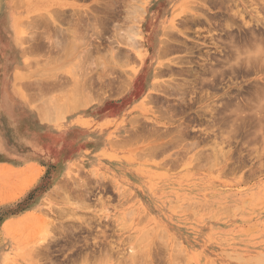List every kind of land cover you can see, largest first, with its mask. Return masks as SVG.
Instances as JSON below:
<instances>
[{"label":"rangeland","instance_id":"1","mask_svg":"<svg viewBox=\"0 0 264 264\" xmlns=\"http://www.w3.org/2000/svg\"><path fill=\"white\" fill-rule=\"evenodd\" d=\"M107 1L0 0V264H264V131L225 125L228 111L217 117L227 96L240 101L253 95L249 90L257 82L264 84V69L221 82L215 77L212 88L198 85L184 98L187 108L178 97L167 98L164 106L174 109L168 119L158 111L166 107L144 98L155 27L172 22L188 34L185 39L176 33L187 47L193 43L194 54L174 49L164 62L192 57L190 65L198 71L206 51L220 58L221 49L228 51L225 32L243 31L235 12L262 30L254 21L264 19L261 3L228 0L226 10L209 0H174L163 17L168 0L117 2L120 23L128 17L126 26L132 24L133 5L146 9V63L134 92L126 95L118 82L112 90L105 86L111 25L101 21ZM191 13L202 15V23H186ZM94 15L104 31L98 38L88 29ZM76 19L87 29L72 37L68 31ZM53 20L67 32L65 38H59ZM220 23L234 27L228 31ZM62 39L64 48L58 45ZM215 55L208 61L218 68L217 60H223ZM132 62H120L119 77L136 65ZM183 74L159 81L179 83L187 79ZM208 105L218 108L214 119L224 125L203 111ZM184 128L182 141L169 143Z\"/></svg>","mask_w":264,"mask_h":264},{"label":"bare ground","instance_id":"2","mask_svg":"<svg viewBox=\"0 0 264 264\" xmlns=\"http://www.w3.org/2000/svg\"><path fill=\"white\" fill-rule=\"evenodd\" d=\"M122 1V0H121ZM121 1H116V3H114L113 0H109L107 1V7L106 8V13L105 16L103 18V20L101 21V23L105 24V23H110L111 26H109L110 28H106V30L108 29L109 32H110V35L107 37L106 39V42H107V48H108V55H106V57L108 56V60L107 63L108 66L106 67V71H105V75L106 78H108L106 81H105V86L106 88L112 90V88H114V84L116 82H118V88L120 90H122L123 92V88H124V92L125 94H129L131 93L132 91L134 92L133 89H135L134 85H135V81H137V77L139 76V74H141L140 72L143 71V67L146 63V56H147V52H148V49L146 48V42L148 40L147 36L145 35L144 33V26L146 25V21L143 20V16L145 15L146 13V9H140V7H138L137 5H133V7L131 8V10H129V20L132 19V24L131 25H125L126 22H125V19H127L128 17H123L122 18V22L120 23V15H119V11L115 9V7L117 8V2L121 3ZM125 1V0H124ZM211 4L213 5H219L218 7H223V6H226L225 9L227 8V5H229V2L228 0H209ZM260 4V6H262V8L264 9V0H258ZM165 2V8L164 10L162 11V14H163V17H164V13L167 11H165L166 8H171L173 5H174V0H168V1H164ZM208 2V1H207ZM258 4V3H257ZM256 4V5H257ZM128 6L130 5H127V9H128ZM135 7V8H134ZM104 8V9H105ZM195 8V7H194ZM229 8V7H228ZM231 8V7H230ZM257 8V7H256ZM261 8V9H262ZM126 10V9H125ZM196 10H198V8H196ZM203 10V9H202ZM228 10V9H226ZM193 11V10H191ZM190 11V12H191ZM199 11V10H198ZM262 11V10H261ZM127 12V10H126ZM124 12V13H126ZM227 12V11H226ZM257 11L254 10V13H256ZM264 12V10H263ZM229 13V12H228ZM242 13V12H241ZM239 11L235 12L234 13V16L237 15L238 18H240V20L242 21V26L241 28H243V31L241 32V30H239V34L237 36H235V33H231L232 31H229L228 29L231 30V28L234 27V25L230 24L228 25L230 22H227V19L225 21V23L227 22L228 24H224V23H220V25L224 24L226 26V29L229 31L228 33H226V29L225 27L223 26L222 29H224L223 31H220L219 33L222 34V32H225V34H227L225 37V40H226V43L223 42L224 41V38H223V41L222 43H225L227 44L226 45H222V43L220 44L219 41L222 40L220 38L222 37H217L219 39H217L216 41H218V44L222 45V47L224 48H228L227 52H223L225 49H221V51L217 50V48H215V52L216 51H219L218 53H221L223 54L222 58L220 57H216V53L211 55V57L214 58V55H215V58H220L222 59L223 61L221 62H218L217 60V64L218 63H222L220 65V67L218 66V68L216 66H213L214 63L211 64V62H209L208 60L211 59V57L209 56V51H206L205 49L203 51H206V53L204 54V56H202L201 58V53H199V57L201 58V60H198L200 62H202L201 64H197V68L199 69L198 71L196 70H193L192 69V65L191 62H190V59L191 58H179V57H176L175 59H177L176 61H172L171 59H169L170 61H168L167 63L164 62V60L167 58V56L169 54H171V51L174 52V49H177V52L178 51H181L180 49L182 48L184 51H186V55H188L189 57L192 56L194 53L192 51L195 52V50H193L194 48L191 47L190 45L192 44H189L188 43V47L192 48H188L187 47V44H186V40L182 41V39L179 40L178 36L176 35L177 34H180L181 36H184L185 39L186 38H190L189 36H187L188 34H186L185 32H179V31H176L175 30V26L172 24V22L170 23V26L168 27H164L163 24L159 27V28H154V30L152 31L151 35H152V39H151V44L150 46L151 49H152V56L151 57V60H150V65L148 66V73H146V87H145V91H144V98H147L149 100H153L154 103L157 102L160 104V107L158 108H163L166 107L164 105H167V98L169 100V98H172V100L174 99L176 101V97H178L177 101L178 103L180 102V104H182L183 102V105L188 101L184 103V98L186 95H192V93L196 90L195 88H198L200 85V88L201 87H204V86H207L208 88L209 87H214V85L216 84L213 80V78L215 77H218V79L220 80V82L223 80L222 78L223 77H229L230 79H232V76H236V75H239V73H245L247 74L248 72H251L250 70H253L254 68L256 69H264V19H256L254 20L255 24L257 27H258V23H260L261 25V28L262 30L259 31V30H255L252 25L253 23L251 24L250 22L248 23L247 21H244L243 20V16ZM244 13V12H243ZM262 13V12H261ZM62 14V13H61ZM161 14V16H162ZM192 15L189 17L190 19L187 20L186 23H189L190 26L191 25H196L198 24L201 19V16H196L194 13H191ZM204 14V12H203ZM259 14V13H258ZM128 15V13H127ZM229 15V14H228ZM218 16V15H217ZM256 16V15H255ZM259 16V15H258ZM97 17V16H96ZM162 17V18H163ZM222 17V16H221ZM81 18V17H80ZM95 18V15L93 16L92 19ZM262 18V17H261ZM188 19V18H187ZM203 19V23H207L209 26L211 23L205 19V18H202ZM78 19L74 20V21H77ZM86 20V19H85ZM96 20L97 22V19H94L92 20L93 22V26H87L89 27L88 29H91L92 30V33L93 35L95 34L96 37H97V34L98 35H102V33L104 31H102V28L101 30L99 29V25L97 26V24L95 23L94 24V21ZM101 20V19H100ZM186 20V19H185ZM212 20V19H211ZM210 20V21H211ZM223 20V19H222ZM251 21L253 19H250ZM59 21V20H58ZM99 21V20H98ZM205 21V22H204ZM213 21V20H212ZM260 21V22H259ZM263 21V23H262ZM82 22V20H81ZM80 19L79 21L76 22V27L73 26V24L75 23H72V28H73V32L72 31H68V33L70 32L72 34V37H75V35H83L82 33V29L81 30V27H85L86 26L84 25V23L82 22V26L80 25ZM85 22V21H84ZM87 22H89L87 20ZM125 22V24L123 25V23ZM46 23V22H45ZM52 23H54L53 25H55L56 29L55 30L56 32L59 33L60 35V39L63 37L65 38V31L62 30V28L57 24V21L56 20H53ZM70 23V22H69ZM68 23V24H69ZM183 23V22H182ZM202 23V22H201ZM28 24V23H27ZM100 24V22H99ZM200 24V23H199ZM216 24V23H215ZM101 25V24H100ZM184 25V23L182 24ZM206 25V24H205ZM220 25H217V26H220ZM105 26V25H104ZM103 26V28H104ZM187 26V25H186ZM189 26V27H190ZM212 26V25H211ZM107 27V26H106ZM214 27V26H212ZM211 27V28H212ZM182 28V27H181ZM192 28V27H191ZM197 28V27H196ZM205 28V27H204ZM211 28H209L208 30V27L205 29L207 32L206 34L210 37V40L211 42L213 43V39H216L214 36V38L212 37V33L211 32ZM216 28V26H215ZM218 28V27H217ZM221 28V26H220ZM87 29V28H86ZM211 29V30H210ZM221 29V30H222ZM236 29V28H235ZM53 30V29H52ZM188 30V28H187ZM219 30V29H218ZM233 30V29H232ZM85 31V29H84ZM88 31V30H87ZM86 31V32H87ZM185 31V30H184ZM189 31V30H188ZM213 31V30H212ZM54 32V31H53ZM58 33H57V36H58ZM194 33V32H193ZM218 33V34H219ZM242 33V34H241ZM70 34V35H71ZM108 34V33H107ZM85 35V34H84ZM92 35V34H91ZM67 36V35H66ZM196 36V35H195ZM207 37V39H209ZM223 36V34H222ZM198 37V35H197ZM205 37V36H204ZM203 37V38H204ZM98 38V37H97ZM103 38V37H102ZM105 39V38H104ZM193 39V38H192ZM206 39V40H207ZM63 40V39H62ZM60 40L61 42H58V45L59 47H62L64 48L63 46H65V40L64 39L63 41ZM209 41V40H207ZM215 41V40H214ZM216 41H215V44H216ZM66 42H69V41H66ZM210 42V41H209ZM208 42V44H209ZM210 42V43H211ZM211 43V45H212ZM69 44V43H68ZM102 44V43H101ZM194 45L197 46V43L194 42ZM219 45V46H220ZM77 46V45H76ZM81 46V45H80ZM201 46V45H200ZM207 46V45H205ZM199 47V45L197 46ZM196 47V48H197ZM202 47V46H201ZM208 47V46H207ZM215 47V45H214ZM217 47V46H216ZM72 48H74L72 46ZM78 48H79V45H78ZM98 48V47H97ZM100 48V47H99ZM195 48V49H196ZM200 48V47H199ZM206 48V47H204ZM211 48V47H210ZM220 49V47H218ZM77 49V48H76ZM179 49V50H178ZM198 49V48H197ZM203 49V48H202ZM65 50V49H64ZM67 50V49H66ZM62 51V49L60 50ZM83 51V50H82ZM199 51V49L197 50ZM226 51V50H225ZM202 52V51H200ZM212 52V51H211ZM210 52V53H211ZM65 53V52H64ZM176 53V51L174 52ZM85 54V51L84 53ZM82 54V55H83ZM87 54V53H86ZM219 55V54H218ZM220 56V55H219ZM81 58V57H80ZM197 58V56H196ZM233 58V60H232ZM173 59V58H172ZM85 60V59H84ZM215 60V59H214ZM215 61H212V62H216ZM232 60V62L230 61ZM235 60V61H234ZM132 61H134V63L136 64L135 66H131L129 67V70L125 73H122V77L124 78H121L119 76V72H118V66L119 65H123L124 63L129 65V63H133ZM193 61V60H192ZM211 61V60H210ZM220 61V60H219ZM234 61V62H233ZM120 62H124L123 64H121ZM227 62H231L233 66H230V64H225ZM120 63V64H119ZM194 63V61L192 62ZM225 64V65H224ZM85 65V64H84ZM184 65H186L187 67H184ZM196 65V64H195ZM139 66V67H138ZM172 66H176L177 69L176 71L173 69ZM194 66V65H193ZM224 66H229L228 69L226 70V67L224 68ZM183 67V69H182ZM216 67V68H215ZM260 71V70H259ZM263 71V70H262ZM257 73V71H255ZM261 72V71H260ZM185 73L186 74V77L187 79L185 78L184 76V79L181 80V82L177 83L176 79L174 78H171L172 80L169 82H163V81H159L162 77H166V76H173L174 74H177L181 76V74ZM83 74V73H82ZM97 74V73H96ZM117 75V76H114ZM183 74V75H185ZM85 75V74H84ZM95 76V75H94ZM175 76V75H174ZM175 76V77H176ZM179 77V76H178ZM210 77V78H209ZM90 78V77H89ZM96 78V77H95ZM211 79V80H208ZM99 79V78H98ZM216 79V78H215ZM240 79V78H239ZM245 79V78H244ZM103 80V78L101 79ZM162 80V79H161ZM169 80V79H168ZM180 80V79H179ZM229 80V79H228ZM88 81V79H87ZM167 81V80H166ZM176 81V82H175ZM230 81V80H229ZM102 82V81H101ZM104 82V81H103ZM175 82V83H174ZM214 82V83H213ZM219 82V81H218ZM217 82V83H218ZM262 83V82H260ZM264 83V82H263ZM97 84V83H96ZM101 84V83H100ZM213 84V85H212ZM255 84V83H254ZM253 84V85H254ZM80 85V84H79ZM123 87H122V86ZM201 85H204V86H201ZM258 82L256 84V87L253 88L254 91L252 90H249L250 91V95L253 94L252 96H249V94H246V96L244 97V99L240 100L239 99H235L234 97L232 96H227L228 99L226 100V102L224 101V103L222 102L220 107H219V113L216 112V110L218 109L215 105H213L214 107L210 108V106H206L205 109L203 111L205 112H209L208 115L210 114L211 117L215 114L214 113H217L219 114L217 117L220 116V112H227L228 111V114H229V121H227V119L225 118L224 115H222V118L224 116V124L225 123H231L233 125L230 124V126L232 127H236V128H240V127H245L248 131V128L250 126L251 129H253V125L254 126H257V128L259 130H256L255 133H257L258 131H264V84L262 85H258ZM198 86V87H197ZM62 87V86H61ZM76 88H78V85H76ZM84 88V87H83ZM82 88V89H83ZM88 88V87H86ZM117 88V87H116ZM122 88V89H121ZM198 88V89H200ZM206 88V87H205ZM206 88V89H208ZM79 89V88H78ZM118 89V90H119ZM195 89V90H194ZM197 89V91H198ZM247 88L245 87V92L247 93L248 89L246 90ZM250 89V88H249ZM76 90V89H75ZM109 90V91H110ZM137 90V89H136ZM202 90V89H201ZM64 91V90H63ZM78 91V90H76ZM87 91V90H85ZM200 91V90H199ZM252 91V92H251ZM75 92V91H74ZM79 92V91H78ZM83 92H84V89H83ZM90 92V91H89ZM208 92V91H207ZM121 93V91H120ZM156 94V95H153ZM227 93V92H226ZM74 94V93H73ZM92 94V93H91ZM203 94V93H202ZM208 94V93H207ZM225 95V94H224ZM229 95V94H228ZM238 95V94H237ZM235 95V96H237ZM242 95V92L241 94ZM239 95V96H240ZM194 96V94H193ZM196 96V95H195ZM200 96V95H199ZM225 97V96H224ZM238 97V96H237ZM194 98V97H193ZM203 98V97H202ZM208 98L207 96L204 97V99ZM239 98V97H238ZM83 99V98H82ZM64 100V99H63ZM235 100H238L235 101ZM152 101V102H153ZM171 101V100H170ZM176 101V102H177ZM76 103V102H75ZM178 103H176V105H178ZM191 103V102H190ZM158 104V105H159ZM173 104V103H172ZM187 104V103H186ZM194 104V103H193ZM192 104V106H193ZM170 105V104H169ZM168 105V107H169ZM175 105V104H174ZM172 105V106H174ZM175 105V106H176ZM191 105V104H189ZM188 105V106H189ZM171 106V105H170ZM171 106V107H172ZM187 106V105H186ZM181 107H185L184 106H181ZM180 108V107H179ZM187 108V107H185ZM190 108V106H189ZM178 109V108H177ZM174 109L171 108H165V110H162V109H158V111H161L162 113L161 114H164L165 116H167V119L168 117L170 118L172 115L171 113L174 115ZM176 110V108H175ZM182 110V109H181ZM180 110V111H181ZM171 111V112H170ZM183 111V110H182ZM190 111V110H189ZM50 112V111H49ZM177 112V111H176ZM160 113V112H159ZM157 114V113H156ZM199 114V113H198ZM225 114V113H224ZM155 115V114H154ZM171 115V116H170ZM209 115V116H210ZM227 115V114H226ZM212 117L213 120H215L214 118L215 117ZM216 117V118H217ZM188 119V118H187ZM208 120V119H207ZM207 120H204L205 122ZM216 120H219L218 118ZM215 120V121H216ZM220 121V120H219ZM219 121H216V122H219ZM190 122V121H189ZM209 121H207L208 123ZM214 122H212V125H213ZM220 123V122H219ZM218 123V124H219ZM221 123L223 124V122L221 121ZM220 123V124H221ZM152 124V123H151ZM196 124V123H195ZM216 124V123H214ZM219 124V125H220ZM223 124V125H224ZM225 124V125H227ZM156 125V124H155ZM153 126V125H152ZM228 126V125H227ZM189 127V125L187 126V128ZM219 127V126H218ZM221 127V126H220ZM223 127V126H222ZM229 127V129L231 128ZM249 128V130H250ZM143 129V128H142ZM154 129V128H153ZM186 128L182 129V131H179L178 132V135H179V138L176 137V139H172L173 141H170L169 143H172V142H179L178 139H180L183 135V132ZM204 129V128H203ZM206 129V128H205ZM213 129V128H212ZM246 129H243L246 130ZM236 130V129H235ZM239 130V129H238ZM208 131V130H207ZM233 131V130H232ZM241 131V130H240ZM260 131V132H261ZM135 132V131H134ZM249 132V131H248ZM247 132V133H248ZM136 133V132H135ZM140 133V132H139ZM186 134V133H185ZM184 134V135H185ZM245 134V133H243ZM250 134V133H249ZM248 134V135H249ZM262 134V133H261ZM183 135V136H184ZM235 135V134H234ZM256 135V134H255ZM134 136V134H133ZM137 136V135H136ZM257 136V135H256ZM255 136V137H256ZM261 136V135H260ZM254 137V138H255ZM259 137V136H258ZM249 138V137H248ZM261 138H264V137H261ZM136 139V138H135ZM138 139H139V136H138ZM185 140V139H184ZM249 140V139H248ZM259 141V139H257ZM263 140V139H262ZM180 141H182V138L180 139ZM251 141V140H250ZM255 141V140H254ZM256 142V141H255ZM263 143H264V140H263ZM192 144V143H191ZM191 146V145H190ZM154 147V146H153ZM157 148V147H156ZM159 148V147H158ZM166 148V147H165ZM164 148V149H165ZM161 150V149H159ZM168 150V148L166 149ZM158 151V149H157ZM84 188V187H83ZM80 190V189H79ZM86 193V192H85ZM88 193V192H87ZM143 256V255H142ZM142 258V257H141ZM135 259V258H134ZM142 260V259H141ZM140 262V261H139ZM143 262V261H142ZM133 263V262H132Z\"/></svg>","mask_w":264,"mask_h":264}]
</instances>
